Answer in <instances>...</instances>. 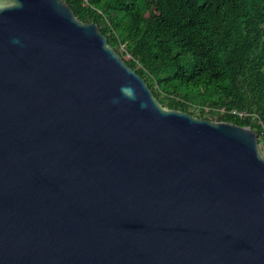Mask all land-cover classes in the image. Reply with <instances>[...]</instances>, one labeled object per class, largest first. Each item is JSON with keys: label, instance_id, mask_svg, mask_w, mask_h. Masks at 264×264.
Returning <instances> with one entry per match:
<instances>
[{"label": "water", "instance_id": "obj_1", "mask_svg": "<svg viewBox=\"0 0 264 264\" xmlns=\"http://www.w3.org/2000/svg\"><path fill=\"white\" fill-rule=\"evenodd\" d=\"M0 264H264L258 134L163 105L66 0H0Z\"/></svg>", "mask_w": 264, "mask_h": 264}, {"label": "trees", "instance_id": "obj_2", "mask_svg": "<svg viewBox=\"0 0 264 264\" xmlns=\"http://www.w3.org/2000/svg\"><path fill=\"white\" fill-rule=\"evenodd\" d=\"M66 1L163 105L262 135L264 0Z\"/></svg>", "mask_w": 264, "mask_h": 264}, {"label": "clouds", "instance_id": "obj_3", "mask_svg": "<svg viewBox=\"0 0 264 264\" xmlns=\"http://www.w3.org/2000/svg\"><path fill=\"white\" fill-rule=\"evenodd\" d=\"M121 93L129 99H135L134 89L130 86H122Z\"/></svg>", "mask_w": 264, "mask_h": 264}, {"label": "built area", "instance_id": "obj_4", "mask_svg": "<svg viewBox=\"0 0 264 264\" xmlns=\"http://www.w3.org/2000/svg\"><path fill=\"white\" fill-rule=\"evenodd\" d=\"M258 140H259L260 146L264 152V131L260 137L258 136Z\"/></svg>", "mask_w": 264, "mask_h": 264}, {"label": "rangeland", "instance_id": "obj_5", "mask_svg": "<svg viewBox=\"0 0 264 264\" xmlns=\"http://www.w3.org/2000/svg\"><path fill=\"white\" fill-rule=\"evenodd\" d=\"M209 117L211 116V114L208 115Z\"/></svg>", "mask_w": 264, "mask_h": 264}]
</instances>
